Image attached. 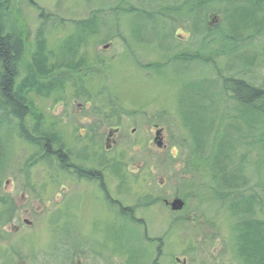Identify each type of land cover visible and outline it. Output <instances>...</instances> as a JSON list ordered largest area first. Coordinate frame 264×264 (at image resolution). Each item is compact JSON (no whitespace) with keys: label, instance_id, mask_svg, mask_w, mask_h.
I'll list each match as a JSON object with an SVG mask.
<instances>
[{"label":"rangeland","instance_id":"obj_1","mask_svg":"<svg viewBox=\"0 0 264 264\" xmlns=\"http://www.w3.org/2000/svg\"><path fill=\"white\" fill-rule=\"evenodd\" d=\"M191 6L0 3L5 32L20 44L15 88L29 107L21 125L58 139L45 151L19 136L18 120L0 127V264H245L216 177L242 161L259 192L264 143L235 134L244 123L235 119L253 112L223 81L264 88V35L246 43L249 30L236 29L233 44L219 43L232 28L224 13ZM218 139L231 146L225 154ZM175 198L178 212L164 204ZM254 213L264 220V207Z\"/></svg>","mask_w":264,"mask_h":264},{"label":"trees","instance_id":"obj_2","mask_svg":"<svg viewBox=\"0 0 264 264\" xmlns=\"http://www.w3.org/2000/svg\"><path fill=\"white\" fill-rule=\"evenodd\" d=\"M5 0H0L3 4ZM193 9L197 10L204 7H209L211 5L218 6L220 12L224 13L225 22H229L228 26L232 27L226 32L218 33V41H226L229 44H233L234 37H228L231 31L236 29H246L249 32L241 38L242 42H252L256 38L264 35V0H191ZM1 16V15H0ZM6 21L0 19V105L2 106V118H0V127L2 124H9L8 119L14 118L19 122L18 133L21 138L30 143H40V147L48 149L50 143L58 144V139L53 135L45 132L39 133L37 129L31 131H26L23 129L22 122L23 118L26 116L25 112L29 107L25 103V100L20 95V92L15 88L16 80L18 78V58L20 44L19 40L15 34L11 32H5ZM261 33V34H260ZM233 36V34H230ZM260 35V36H258ZM237 39L238 36L235 34ZM208 32L206 33V38H208ZM240 41V40H239ZM209 43V41H208ZM221 46V45H220ZM41 47V44H40ZM220 53H225V51L218 50ZM181 58V57H180ZM37 66V71L46 70L42 65L34 63ZM52 69L48 68V70ZM225 80V79H224ZM224 88L229 96H232L239 107H242L249 112L246 114L245 118L242 116L235 119L236 122H244L241 126L236 124L234 128L236 135H239V139L252 140V145H258L264 143V88L262 87H252L243 80L237 79H226L223 81ZM255 113V114H254ZM254 114L258 119L250 120V115ZM253 116V115H252ZM199 122L200 126L198 130L200 132H205L204 118ZM224 118V117H223ZM192 122V121H191ZM222 124V123H221ZM235 125H227L225 130H223L220 135L221 137L229 136L226 132L229 127ZM240 126V127H239ZM210 129V128H209ZM245 130L247 132H243ZM243 132V133H242ZM243 136H241V134ZM206 136V133H205ZM246 136V137H245ZM231 137V136H230ZM31 138V139H30ZM233 138V137H232ZM255 139V141H253ZM195 140V139H194ZM236 140V139H235ZM231 141V140H230ZM208 142V141H207ZM237 142V141H236ZM0 151L4 148L2 142H0ZM206 143V142H205ZM209 144V143H206ZM211 144V142H210ZM215 145L218 146V150H222L224 154L226 149L231 146L227 141L217 140ZM3 146V147H2ZM262 155L263 159L259 162L260 166L264 169V145H262ZM62 150V147L60 148ZM61 155V154H60ZM225 157V155H224ZM242 162V161H241ZM240 161L237 164L230 167H223L220 169L222 172L216 178L218 180L219 188L222 189L223 197H221L222 202L230 201L232 210L235 211L237 216V222L234 226L236 230L235 241L236 247L238 248L239 256L244 260L245 264H264V220H256L253 218L254 210L264 207V178L260 180L261 183L258 184L259 192L255 193V189L250 182V176H252L253 171L249 168L247 170V165H241ZM258 167V166H257ZM87 177V176H86ZM83 177V178H86ZM257 187V188H258ZM232 194V196H231ZM1 201V200H0Z\"/></svg>","mask_w":264,"mask_h":264},{"label":"water","instance_id":"obj_3","mask_svg":"<svg viewBox=\"0 0 264 264\" xmlns=\"http://www.w3.org/2000/svg\"><path fill=\"white\" fill-rule=\"evenodd\" d=\"M161 131L158 130L155 133V138H154V144L157 146V148L162 147V139L160 138ZM170 210L173 212H178L182 210L184 203L180 199H174L170 204Z\"/></svg>","mask_w":264,"mask_h":264},{"label":"bare ground","instance_id":"obj_4","mask_svg":"<svg viewBox=\"0 0 264 264\" xmlns=\"http://www.w3.org/2000/svg\"><path fill=\"white\" fill-rule=\"evenodd\" d=\"M239 42H240V41H238V43H239ZM235 46H239V44H236V43H235ZM234 48H235V47H233V50H235Z\"/></svg>","mask_w":264,"mask_h":264}]
</instances>
